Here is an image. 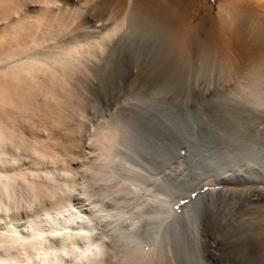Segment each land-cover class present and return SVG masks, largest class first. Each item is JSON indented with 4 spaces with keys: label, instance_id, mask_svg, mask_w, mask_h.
<instances>
[{
    "label": "bare ground",
    "instance_id": "6f19581e",
    "mask_svg": "<svg viewBox=\"0 0 264 264\" xmlns=\"http://www.w3.org/2000/svg\"><path fill=\"white\" fill-rule=\"evenodd\" d=\"M56 1L0 0V264H197V190L264 197V0Z\"/></svg>",
    "mask_w": 264,
    "mask_h": 264
},
{
    "label": "rangeland",
    "instance_id": "374dc122",
    "mask_svg": "<svg viewBox=\"0 0 264 264\" xmlns=\"http://www.w3.org/2000/svg\"><path fill=\"white\" fill-rule=\"evenodd\" d=\"M57 1H56V6L59 4H62V1L60 0H57ZM108 2L110 3V0H106V1L105 0H91V2L87 4L89 6L86 7L88 10L87 9L84 10V12L86 13L83 12L82 14L80 13V15L79 14L76 15L74 12H72L73 9L70 10L69 8L67 9V12H65L66 14L64 15V18L62 16L63 15L62 13L55 16V18L56 20L59 21L60 20L59 18L62 16L61 20L68 21V26L71 24L70 22H74V24L72 23L73 25L69 26L72 29H75L78 26V23L80 24L82 20L81 18L83 17H88V18H92L95 20L100 19L99 22H103L101 20L104 19V22H109L110 20L108 17V12L110 11L111 6L109 5ZM203 2L204 4L202 3L201 6L204 8L203 9L204 12L209 13V14H212V13L216 14V6L218 4V0H203ZM210 5L213 6L212 8L213 11L212 9H210L212 7ZM70 6L72 8V5H68V7ZM60 7L62 8V6ZM68 10L74 14L70 15V12ZM118 11L119 10L116 9V11L114 12H118ZM213 14L212 16L214 17L215 15ZM80 29L81 28H79L78 30ZM166 35H167L166 40H168L167 41L168 49L171 46L172 47L174 46L173 48L171 47L172 49L170 48L168 51L169 60L165 61L168 66L170 65L168 69L171 68V66H173L174 71L170 69L171 72H176L182 69V67L185 66V63L187 64V61H188L187 58L189 55H190L189 57H191V55L195 56L196 54L197 56V55H201L204 53V50H205L204 47L206 46L199 43V41L198 42L192 41L186 46L185 45L181 46L180 44H177L178 41L176 37H174L173 34L169 33L170 35L169 36L168 33H166ZM171 35L175 39H173ZM169 42L170 43L172 42L171 45ZM179 45L183 48L185 47V49H182ZM170 51H172V53ZM178 52H182L181 55ZM171 56L173 57V59ZM170 57H171V60H170ZM174 62L177 63L178 65L173 64ZM167 65H165V68H167ZM135 72L139 73L140 69H137ZM214 76L212 75V78L210 79L202 78L199 81V84L200 85L210 84V87L212 88H210L211 91H209V94L214 93L213 95L216 97H221V96L224 97L223 95L224 93L223 85L224 84L217 81L218 79H217L216 74H214ZM94 81L95 79L92 78V81L90 82L93 83ZM209 81H211L213 84ZM221 85L223 86L222 88L220 87ZM88 111H89L88 112L89 114L87 115L88 117L86 116L88 119H85V120L87 124V132L91 133V131L93 132L94 130V125H96V122H99V121L103 122L102 120H104V118L98 119V117L95 115V110L92 108H89ZM92 112L94 115L92 114ZM91 119H94L95 122L94 120H91ZM66 129H68V127H66ZM66 129L62 127L61 132L62 130L64 131ZM67 132H69V130L66 131L65 133L63 132L64 135L67 136L66 134ZM52 138L53 137H51L50 139L48 138L49 141L47 139L48 141L47 143H53L54 141L52 140ZM86 142H89V141L86 139ZM220 186L221 185L216 186L211 183H208V184L204 183L203 186H201L197 190V193L205 192L204 189L209 190V189L214 188L216 190V191L214 190V193L209 195L211 197L207 196L206 199L197 203V207L200 209L199 222H200V231H201L200 240H199L200 242L198 245V249L196 250V252L198 253L197 255L198 263L200 260V264H264V197L262 195L252 197L248 192L242 193L241 195V190H238L236 196H234L235 194L230 195L229 192H226L223 190L224 188L223 186L221 187ZM216 236H219L220 238L219 242L221 244L218 245L216 248L211 247V243L213 242V239L216 238ZM233 238L237 240L236 241L237 243L234 244L233 242L229 241V240H233ZM228 241L230 243H228ZM212 251H214L215 253ZM171 260L175 261V259H171Z\"/></svg>",
    "mask_w": 264,
    "mask_h": 264
},
{
    "label": "snow or ice",
    "instance_id": "6c2138e0",
    "mask_svg": "<svg viewBox=\"0 0 264 264\" xmlns=\"http://www.w3.org/2000/svg\"><path fill=\"white\" fill-rule=\"evenodd\" d=\"M48 2H49V0H35V3L36 4L43 3V4L47 5ZM0 136H2V133H0ZM204 191H208V189H204ZM191 195L193 197H195L197 195V193L194 191V192L191 193ZM185 203H186V201L184 199H181L180 200V205H183ZM180 205H177V207H179ZM181 220H183V217H181ZM56 235H61V234L60 233H57ZM34 239L38 241V240L42 239V237L36 236V237H34Z\"/></svg>",
    "mask_w": 264,
    "mask_h": 264
}]
</instances>
